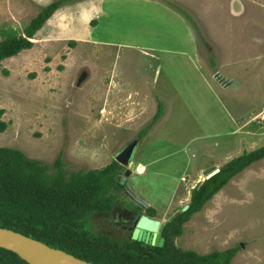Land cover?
Segmentation results:
<instances>
[{
    "label": "rangeland",
    "instance_id": "374dc122",
    "mask_svg": "<svg viewBox=\"0 0 264 264\" xmlns=\"http://www.w3.org/2000/svg\"><path fill=\"white\" fill-rule=\"evenodd\" d=\"M50 1L54 0L44 2ZM76 1H65L60 9ZM11 3L17 6L19 2ZM27 3L36 12L19 7L21 17L7 13L11 6L8 0L4 15L0 13V29L13 27L22 32L43 7L30 0ZM170 4L195 18L203 39H199L196 27ZM99 17L102 19L90 42L81 39L74 45L70 43L69 38L76 37L73 34L88 31V25L74 14L64 25L52 23V35L42 31L36 35L37 42L32 40L36 47L23 50L25 67L13 56L0 61V108L5 109L3 119L9 124L0 134V147L19 148L29 157L49 164L62 151L71 175L110 164L125 145L138 139L135 163L131 165L133 173L124 184L129 191L119 192L118 198L125 200L121 201L124 205L133 204L134 199L142 200L156 209L155 218L169 219L184 208L178 199L172 203L174 189L194 187L190 174L180 173L187 159L212 166L217 165L213 162L217 157L228 159L219 152H224L231 142L238 145L237 134L229 131L264 110V0H107L102 13L93 19ZM68 54L70 61L66 65L64 58ZM83 72L84 81L92 77L93 87L88 83L85 88H78L82 86L77 81ZM226 79L233 81L231 86L219 84ZM175 97L183 99L190 108L201 106L207 116L198 119L202 129L198 130L191 123L192 117L186 115L179 120L184 133L177 135L178 140L164 135L165 120L151 135V131L144 135L159 104L166 102L171 106ZM89 99L97 107L89 110L93 117L87 111ZM103 104L110 111L105 110L106 116L100 121ZM210 105L214 109H209ZM124 116L131 119L130 125L124 124ZM224 116L227 122L222 123ZM211 120L215 121L212 128ZM209 131L219 135L213 137ZM163 142L171 146L169 152L186 146L151 166L155 171L172 174L169 178L150 173L140 176L149 147ZM263 145L264 128H260L256 143L244 149L238 146L237 154ZM198 146L208 147L211 153L193 158L192 150ZM161 154L156 153V157ZM224 160L221 161L225 163ZM242 175L224 188L227 194L220 190L185 223L183 234L175 238L177 246L209 253L241 245L231 264H264V159ZM187 189H181L182 197ZM173 206H179V211L168 212ZM91 221L93 230L122 237L108 226L105 216L96 214Z\"/></svg>",
    "mask_w": 264,
    "mask_h": 264
},
{
    "label": "trees",
    "instance_id": "16d2710c",
    "mask_svg": "<svg viewBox=\"0 0 264 264\" xmlns=\"http://www.w3.org/2000/svg\"><path fill=\"white\" fill-rule=\"evenodd\" d=\"M65 1L72 0H54L41 7L22 32L13 27L0 29V61L32 48V38ZM175 9L196 27L199 39H203L195 18L180 7ZM76 42L70 40L73 45ZM58 68L63 69V65ZM162 112L160 103L153 121L144 128V135ZM4 113L5 109L0 108V134L9 125L3 119ZM262 159L264 145L231 159L220 167L219 172L195 186L188 208L166 224L162 233L164 245L153 246L133 240L131 236L112 237L93 230L90 225L92 215L109 213L119 199L121 188L117 185L119 163L116 160L101 168L82 169L68 175L62 151L49 164L29 157L19 148L1 146L0 227L19 231L79 258L101 264H231L241 245L198 253L177 246L175 238L183 234L184 224L233 177ZM147 215L156 216V210L148 207ZM0 264L29 263L13 251L0 247Z\"/></svg>",
    "mask_w": 264,
    "mask_h": 264
},
{
    "label": "crops",
    "instance_id": "0c3cea01",
    "mask_svg": "<svg viewBox=\"0 0 264 264\" xmlns=\"http://www.w3.org/2000/svg\"><path fill=\"white\" fill-rule=\"evenodd\" d=\"M9 1H10V5L11 6H10V10L9 11L7 9V13H11V14H16L17 13L18 15L23 17V13L21 11H19V7H23V6L27 7V8H32L35 11L33 5L27 3L29 0H18L19 3H18L17 6L13 5L11 3V0H9ZM30 1L32 2V4L34 3L36 5L45 6V5L48 4V2H44L45 0H30ZM106 1L107 0H91V2H88L86 0H77L75 3H72V4L67 3V4L63 5L61 9L59 8L46 21L45 26L43 25L44 27H42L35 34V37L32 38V40L34 39L35 42H37V39L39 37H37L36 35H38L39 32H41V31L45 32L47 35H52V33L49 31V27L52 25V23L53 24L54 23H56V24L58 23V26L64 25L65 22H67L69 19H71V15L76 14L77 16H79L82 19V21L85 22L86 25H88V31H87L86 34H73L76 37H74V38L67 37V38L72 39V40H81V39H83V40H87L88 42L92 41L90 39H92L93 36H94V29L99 24L100 19H102L101 17H99L98 19H93V18H96L97 16L100 15V13H102L103 4L106 3ZM7 2H8V0L0 1V13L2 14V16L4 15L3 14V10H4L3 7L5 6V4L8 5ZM232 4H233V2H232ZM230 5H231V1H230ZM234 5L235 4H233V6ZM232 11H234L235 13H238L236 10H232ZM91 20H93V25L91 24ZM94 21H95V23H94ZM53 36L56 37L55 35H53ZM35 38H37V39H35ZM58 38L61 39V37H58ZM35 42H34V46L32 48L36 47ZM20 53H19L18 56H16V57L13 56L12 58H18V62L20 64H22V67H25L26 64H25V60L23 58L24 51L21 54ZM64 59H66V65H67L68 62L70 61V55L68 54V56L65 57ZM19 60H21V61H19ZM53 63H55V61H53ZM47 66L52 67L50 64H48ZM213 75L215 76V72L213 73ZM91 78L92 77L90 76L87 81H83L82 86L78 87V88H85L88 83H92V87H93L94 81H91ZM108 82H110V81H108ZM218 82H219V84L228 87V86L232 85L233 81H223V82L222 81H218ZM172 99H173V102H172L171 106L168 105V103H166V102H165V104H163V102H161V104L163 105L162 115L159 118V120L157 122H155L156 125L154 124L152 126V128L149 130V132L151 131L149 135H151L154 132V130H156V128L159 126V123L162 120H165L166 121V123H165L166 125L163 128L164 135H169L168 136L169 140H178V136L177 135L184 133L183 129L181 127H179L181 125L179 120L182 119L183 117H185L186 115H190L192 117L191 123L193 125H195L198 128V130L202 129V128H200L198 126V119H202V118H205L207 116L203 112V109L201 108V106L199 104H196V105H193L192 108H190L189 105L183 99H180V98H177V97L172 98ZM104 102H106V101H104ZM91 108H94L95 110H97V107L95 105H93V103H91V99H89V101L87 102V111L89 113L88 115H90V116L93 114V111H89ZM210 108L214 109L212 105H210L209 109ZM105 110L106 111H110L109 109H107L106 105L103 104L100 107V115H101L100 121H102L105 118V116H106V115L103 114ZM263 112H264V110L262 112H258V113L252 114L251 120L250 119L246 120V118H245V120L241 121V123L236 127L235 130L229 131V132H235L234 134H237V136H238L237 137L238 145L233 144L231 142V139H230L231 145L229 147H226L224 152H219V153H222V155H224V154L227 155L228 159L224 160L223 157H221V159L217 157L216 161H213L214 163L217 164L216 166H212L213 165L212 163L210 165H208V163H206V162H202V161H199V160L194 161V159L191 161V160L187 159L184 167L182 166L180 168V173L181 174L182 173H186L187 175L190 174L189 175L190 183H191V185H193L195 187L197 184L203 182L206 179V171H207V169H209L211 167L220 168L225 163H227L228 161L233 159L235 155H241L242 153L237 154V153H239V149H240L238 146H240L241 149H244V147L246 145H254L256 143L257 137L260 136V128H262V127L260 126V124L258 125L257 122H260L259 117L261 116V114ZM91 117H93V116H91ZM126 117L127 116L122 117V119L124 120V124H126V125L129 124L130 125L132 123L131 119H127ZM211 121H212L213 125L210 128H212L214 126V124H215L214 120H211ZM221 121H222V123H225V122H227V118L224 116V119H221ZM237 123H239V122L237 121L236 124ZM116 125L118 127L119 126H123V124H119V123H116ZM229 132H223V133H229ZM170 135H172V136H170ZM208 135H214L213 137H215L216 135H219V134H217L216 132H213V131H209ZM253 137H254V139H251ZM169 140H168V142H170ZM170 147L171 146H169L168 144H165V142H163V144H161V145L150 146L149 147V149H150L149 152L147 154H145V155L148 156V159L146 160V162H144V164L143 163H137V164H143L144 165V172L140 173V174L138 172H136V173L139 174L140 176H142V175L149 176L148 173H150L152 175L163 174L162 176L165 175L167 178H169L168 175L172 174V173H167L165 171H155V170H153L151 168V166L159 163L162 159L167 158L168 156L171 157V155L173 153L181 151L186 146H184L182 148H178V149L174 150L173 152H169L168 151ZM158 152H161L162 154H161V156L156 157V153H158ZM192 152H193V158H195V157L198 158L199 155L201 157H203V155L206 152L211 153L210 149L208 147H205V146H198L196 148H193ZM152 157H154V158H152ZM135 159H136V157H134L133 160L135 161ZM221 160H224L225 163H223V161H221ZM137 162H138V160H137ZM133 163H135V162H133ZM251 166H249L248 168L243 170L241 173H239L237 176H235L231 181H229L228 184H231L232 182L239 180V177L243 178L242 174H244L247 169H250ZM183 178H185V177L183 176L182 179ZM228 184H226L222 188L223 191H222L221 194H223L224 192H225V194H227L226 190L224 191V188L226 186L228 187ZM181 189H187V188L186 187L175 188L174 189V193L171 195L170 199L171 200L175 199L172 202L173 204H175L176 199H178L179 206H184V204H182L183 202H187L188 203L190 201V196H191L190 190L192 188L189 187L186 190V192H183L185 194V195H183V197H182V194H181V192H182ZM148 206H150V205L147 204V207ZM178 207H176V209H174V206H173V207L169 208L168 212L170 210L179 211ZM158 217L159 218H165V216H158Z\"/></svg>",
    "mask_w": 264,
    "mask_h": 264
},
{
    "label": "water",
    "instance_id": "95a60500",
    "mask_svg": "<svg viewBox=\"0 0 264 264\" xmlns=\"http://www.w3.org/2000/svg\"><path fill=\"white\" fill-rule=\"evenodd\" d=\"M85 79L86 73L83 72L77 81L78 86H81ZM225 81L229 80L226 79ZM137 144L138 141L130 142L115 156L116 161L119 163L116 176L117 185H119V187H122L128 177L133 173L130 165L134 161V151ZM219 170V168L214 167L207 169L206 179L219 172ZM187 208L188 205L184 207V210ZM173 219L174 217L169 219H156L143 214L128 235L131 236L133 240H139L153 246H163L165 237L162 236V233L167 222ZM108 226L112 227V225L109 224ZM0 247L13 251L29 264H101L79 258L63 249L52 247L31 236L5 227H0Z\"/></svg>",
    "mask_w": 264,
    "mask_h": 264
},
{
    "label": "flooded vegetation",
    "instance_id": "af4514ba",
    "mask_svg": "<svg viewBox=\"0 0 264 264\" xmlns=\"http://www.w3.org/2000/svg\"><path fill=\"white\" fill-rule=\"evenodd\" d=\"M132 141H138V139ZM125 184H127V182ZM121 190H122L121 192L128 193L129 187L125 188L123 185L121 187ZM122 200L124 199L123 198L118 199L113 209L109 213L98 214V216H105V220L107 219V224L112 225V227L119 232L118 235L120 234L122 236L120 239H123L124 237L127 238L129 236L128 234L130 233V230H132L136 226V222H138L140 216H142L143 214L147 215V209L146 206L144 205L145 203L144 201L140 199H139L140 201L134 199L132 200L134 201L133 204L126 203L124 205L121 202ZM94 215H92V217Z\"/></svg>",
    "mask_w": 264,
    "mask_h": 264
},
{
    "label": "clouds",
    "instance_id": "9594fccd",
    "mask_svg": "<svg viewBox=\"0 0 264 264\" xmlns=\"http://www.w3.org/2000/svg\"><path fill=\"white\" fill-rule=\"evenodd\" d=\"M259 123H260V122H259ZM260 126H261V124H260ZM140 137H141V136H140ZM137 145H138V144H137ZM133 162H134V161H133ZM133 162H132V163H133ZM132 163H131V165H132ZM131 165H130V168H131ZM135 169H136V168H135ZM219 169H220V168H219ZM219 171H220V170H219ZM214 175H215V174H214ZM128 179H129V177H128ZM128 179H127V180H128ZM184 179H185V178H183V180H184ZM127 180H126V181H127ZM125 183H126V182H125ZM123 185H124V184H123ZM197 185H198V184H197ZM197 185H196V186H197ZM192 189H193V188H192ZM192 189H191V190H192ZM214 196H215V195H214ZM208 202H209V201H208ZM208 202H207V203H208ZM207 203H206V204H207ZM144 205L147 207V203L144 204ZM187 205H188V204H187ZM185 206H186V205H185ZM185 206H184V207H185ZM204 207H205V206H204ZM183 210H184V209H183ZM176 214H177V213H176ZM176 214H175V215H176ZM175 215H174L173 217H175ZM150 217H153V216H150ZM155 217H156V216H154V218H155ZM156 219H157V218H156ZM159 219H163V218H159ZM168 222H169V221H168ZM168 222H167V223H168ZM184 225H185V224H184ZM175 243H176V241H175ZM176 245H177V244H176Z\"/></svg>",
    "mask_w": 264,
    "mask_h": 264
},
{
    "label": "built area",
    "instance_id": "2783aa9c",
    "mask_svg": "<svg viewBox=\"0 0 264 264\" xmlns=\"http://www.w3.org/2000/svg\"><path fill=\"white\" fill-rule=\"evenodd\" d=\"M261 127L264 128V113L259 117Z\"/></svg>",
    "mask_w": 264,
    "mask_h": 264
}]
</instances>
